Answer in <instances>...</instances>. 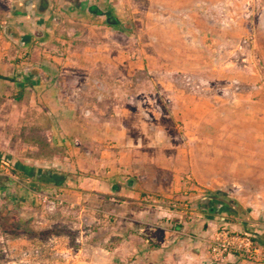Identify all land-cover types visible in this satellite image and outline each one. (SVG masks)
Listing matches in <instances>:
<instances>
[{
  "label": "crops",
  "instance_id": "0c3cea01",
  "mask_svg": "<svg viewBox=\"0 0 264 264\" xmlns=\"http://www.w3.org/2000/svg\"><path fill=\"white\" fill-rule=\"evenodd\" d=\"M92 8L111 11L108 0H0V75L10 79L0 78V158L14 167L0 176V210L72 223L87 244L102 223L125 264H215L210 241L222 227L264 251L263 119L193 120L173 140L136 135L122 93L91 84L113 46L75 41L98 25L109 33ZM165 141L169 153L152 148ZM46 194L61 201L55 215L40 207Z\"/></svg>",
  "mask_w": 264,
  "mask_h": 264
},
{
  "label": "rangeland",
  "instance_id": "374dc122",
  "mask_svg": "<svg viewBox=\"0 0 264 264\" xmlns=\"http://www.w3.org/2000/svg\"><path fill=\"white\" fill-rule=\"evenodd\" d=\"M108 5L127 29L112 26L105 34L98 25L75 41L113 46L107 50L112 62L93 69L91 84L98 93H122V99L113 97L131 111L136 135L182 138L193 120L246 126L258 118L264 122V0H108ZM213 107L220 114L204 112ZM241 133L247 137L251 130ZM163 144L152 148L169 153L168 142ZM40 207L56 213L41 198ZM79 219L73 222L80 224ZM39 220L27 222L0 210V264H125L119 252L111 254L114 244L106 241L102 223L87 244L81 227H46ZM87 245L88 250L78 252Z\"/></svg>",
  "mask_w": 264,
  "mask_h": 264
},
{
  "label": "built area",
  "instance_id": "2783aa9c",
  "mask_svg": "<svg viewBox=\"0 0 264 264\" xmlns=\"http://www.w3.org/2000/svg\"><path fill=\"white\" fill-rule=\"evenodd\" d=\"M13 168L10 160L0 158V176L12 173ZM42 202L49 211L55 210L61 203L52 194L43 195ZM209 250L212 258L216 261H223L228 256H236L244 261L264 263V251L250 235L231 231L226 227L218 229L211 238Z\"/></svg>",
  "mask_w": 264,
  "mask_h": 264
},
{
  "label": "trees",
  "instance_id": "16d2710c",
  "mask_svg": "<svg viewBox=\"0 0 264 264\" xmlns=\"http://www.w3.org/2000/svg\"><path fill=\"white\" fill-rule=\"evenodd\" d=\"M92 10L100 15H105L107 17L108 23L112 26H119L124 31L127 29V25L123 24L122 21L118 17H116L110 10L106 12L100 11L96 8H92ZM0 78L10 80L9 78H4L1 75Z\"/></svg>",
  "mask_w": 264,
  "mask_h": 264
}]
</instances>
